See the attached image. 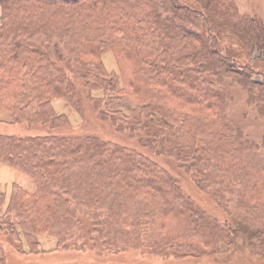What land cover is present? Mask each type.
<instances>
[{"label":"trees","instance_id":"obj_1","mask_svg":"<svg viewBox=\"0 0 264 264\" xmlns=\"http://www.w3.org/2000/svg\"><path fill=\"white\" fill-rule=\"evenodd\" d=\"M204 2L202 12L181 0H0V109L12 115L0 127L68 126L52 99L66 98L76 107L78 77L85 79L89 99L88 81L98 80L104 99L90 102H107L100 113H129L134 119L121 124L141 131L153 156L200 192L214 187L218 199L230 194L229 208L264 224L262 145L230 125L222 94L204 84L208 73L226 74L264 118V72L255 63H264V21L240 14L236 0ZM213 14L244 44L246 63L220 52L209 31ZM233 45L238 52L239 44ZM105 52L114 55L118 75L104 66ZM253 53L259 57L251 60ZM95 136L0 133V165L35 185L33 192L13 186L0 216V264L7 247L25 254L22 239L32 248L43 236L56 238L57 249L74 247L70 234L78 223L90 242L98 238L116 251L148 247L161 257H200L236 243L239 233L227 222L228 212L219 221L154 160ZM5 202L0 188V205ZM234 215L240 216L237 210Z\"/></svg>","mask_w":264,"mask_h":264},{"label":"rangeland","instance_id":"obj_2","mask_svg":"<svg viewBox=\"0 0 264 264\" xmlns=\"http://www.w3.org/2000/svg\"><path fill=\"white\" fill-rule=\"evenodd\" d=\"M202 2L204 0H181L182 4L204 12ZM236 6L240 14L257 16L264 21V0H236ZM212 17L213 24L210 23L209 31H212V34L217 37L220 52L230 55L231 58L236 59L240 64L246 63L245 57L247 52L243 51L244 44L239 39L234 38L231 29L225 25L221 26L218 24L220 19L215 14ZM234 21L237 22L238 20L234 18ZM229 38L234 43L230 42L228 40ZM233 44L237 46L239 44L238 52L233 50L235 46ZM250 57L251 60H254L259 57V54L253 53ZM237 61L235 62L239 64ZM102 62L110 74L115 73L118 75L116 59L111 52H105L103 54ZM255 63L264 72V63L257 59ZM66 72L67 74L71 73L67 70ZM205 78H207V81L204 84L210 90L222 94L226 118L230 125L242 129L251 140L260 143L262 145L261 154L264 155V118L260 116L256 107L248 104L247 95L242 89V86L231 79V77L219 72L214 74L208 73V76ZM253 79L262 81L263 77L254 75ZM76 81L79 82L77 90L79 99L82 101L79 100V105L73 107L68 103L66 98H55L51 101L55 112L67 117L68 126L60 122L61 129L50 130L48 125L43 124L4 123L3 127H0V133L19 136H44L58 134L61 131L71 137L96 135L103 140L113 141L114 147L118 149L126 152H138L143 158L154 160L152 163L159 165L160 170H165L173 178L178 179L179 185L186 196L209 215L224 222L222 212H228L229 219L227 222L239 233L237 241L231 248L216 254L200 257H161L152 254L148 247L139 250L126 249L116 251L103 247L101 245L102 241H97L98 238H96L95 243L90 242L83 237L82 227H80L82 223H78L70 234L72 242L76 244L74 247L57 249L58 240L56 238L43 236L39 238L41 246L39 248H32V246L29 247L25 239H22L21 244L24 247L25 254L21 253L22 251L18 253L14 249H11V247H7L2 251V256H5V264H264V224L247 221V215L240 208H236L240 216L234 215L235 208H229L230 205H234L230 194H226L218 199L215 196L214 192L216 188L214 187H209L207 194L200 192L179 171L172 170L167 163L168 161L153 156L149 151L152 146L146 142L142 135L143 133L135 128H131V123L121 124L120 121L122 123H128L129 120L134 119L129 113H124L122 116H120L121 114H117V112H113L112 116L100 113L102 109L106 110L108 107L107 102L104 104L102 101L100 107L99 104L96 107L90 102L94 98L96 100L104 99V88L102 85L96 84L98 80L95 83L88 81L87 88L91 91L92 96H94L91 99L88 98L89 92L85 88V79L79 76ZM183 88L184 90H189L186 87ZM78 108L82 112L78 113ZM108 114L111 115L110 113ZM141 127L143 128V126ZM172 160L174 161L175 159L173 158ZM14 175L10 180L11 187L14 183H21L22 181V187L31 191L34 190V183H32L33 181L28 176L18 171H15ZM16 176H19V178ZM143 178L144 180L148 179L147 177ZM151 178V180H154V177ZM158 180L160 181V179H157L156 182ZM7 183L9 182L7 181ZM163 189L166 188L159 187L160 191H163ZM81 208L84 209L83 207ZM233 210L235 211L232 212ZM14 216L13 214L12 217L14 218ZM83 220L82 218L81 222ZM11 246L13 245L11 244Z\"/></svg>","mask_w":264,"mask_h":264},{"label":"crops","instance_id":"obj_3","mask_svg":"<svg viewBox=\"0 0 264 264\" xmlns=\"http://www.w3.org/2000/svg\"><path fill=\"white\" fill-rule=\"evenodd\" d=\"M0 14H1V7H0ZM11 120H12V115L10 114V112L6 111L4 109H0V121L9 122ZM15 171H17V170H15L11 167L5 166V165H0V188H1V191L6 195V202L0 205V216L4 213L6 204L9 201L10 187H11L10 180H11L12 176H15L14 175ZM16 177L19 178V176H16ZM17 180H20V179H17ZM7 181L9 183H7ZM14 185H18V186L22 187V181H21V183L20 182L14 183ZM13 186L11 187V192H12ZM22 188L25 189L24 187H22ZM25 190L28 192H33L35 190V185H34L33 191L28 190V189H25Z\"/></svg>","mask_w":264,"mask_h":264}]
</instances>
